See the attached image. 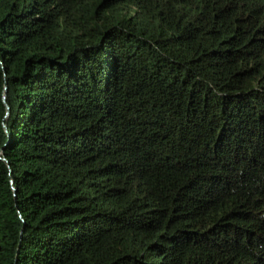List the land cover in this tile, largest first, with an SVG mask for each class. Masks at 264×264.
Wrapping results in <instances>:
<instances>
[{"label": "trees", "instance_id": "16d2710c", "mask_svg": "<svg viewBox=\"0 0 264 264\" xmlns=\"http://www.w3.org/2000/svg\"><path fill=\"white\" fill-rule=\"evenodd\" d=\"M0 264H264V0H0Z\"/></svg>", "mask_w": 264, "mask_h": 264}, {"label": "water", "instance_id": "95a60500", "mask_svg": "<svg viewBox=\"0 0 264 264\" xmlns=\"http://www.w3.org/2000/svg\"><path fill=\"white\" fill-rule=\"evenodd\" d=\"M5 89H6V86H5ZM5 97V96H4ZM7 108H8V106H7Z\"/></svg>", "mask_w": 264, "mask_h": 264}]
</instances>
